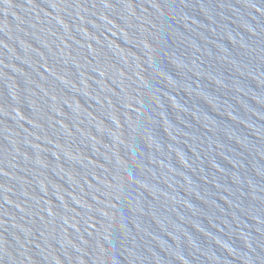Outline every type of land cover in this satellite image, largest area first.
I'll list each match as a JSON object with an SVG mask.
<instances>
[{"label": "water", "instance_id": "water-1", "mask_svg": "<svg viewBox=\"0 0 264 264\" xmlns=\"http://www.w3.org/2000/svg\"><path fill=\"white\" fill-rule=\"evenodd\" d=\"M0 264H264V0H0Z\"/></svg>", "mask_w": 264, "mask_h": 264}]
</instances>
